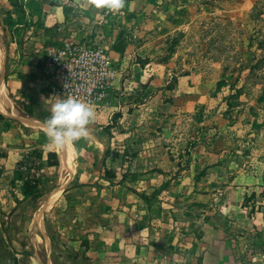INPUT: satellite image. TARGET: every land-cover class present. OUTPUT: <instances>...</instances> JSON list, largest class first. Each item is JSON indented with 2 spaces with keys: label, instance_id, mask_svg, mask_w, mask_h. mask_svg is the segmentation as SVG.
<instances>
[{
  "label": "rangeland",
  "instance_id": "1",
  "mask_svg": "<svg viewBox=\"0 0 264 264\" xmlns=\"http://www.w3.org/2000/svg\"><path fill=\"white\" fill-rule=\"evenodd\" d=\"M44 2L68 3V36L74 40L98 43L108 52L130 44L112 59L111 103L88 126L125 137L119 149L98 154L94 143L81 138L78 146L76 140L75 171L67 174L59 163L37 197L20 205L13 224L19 240L29 228L25 238L42 244L51 237L57 245L65 212L69 226L82 216L113 220L148 210L157 224L160 218L166 224L167 241L174 242L160 264H202V238L210 225L236 228L241 237L232 243L234 256L239 264H258L252 259L264 245L251 246L253 233L264 230V0H125L119 12L96 7L93 0ZM10 10L0 31L7 50L11 36L21 45L38 40L36 53L52 40L59 23L41 29L46 39L34 40V10ZM51 148L57 145L51 142ZM115 150L120 156L113 159ZM61 185L63 192L44 209ZM82 250L54 248L51 255L54 264H73ZM34 251L43 259L49 248Z\"/></svg>",
  "mask_w": 264,
  "mask_h": 264
},
{
  "label": "crops",
  "instance_id": "2",
  "mask_svg": "<svg viewBox=\"0 0 264 264\" xmlns=\"http://www.w3.org/2000/svg\"><path fill=\"white\" fill-rule=\"evenodd\" d=\"M40 2L42 26L36 25L38 30L33 33L38 35L34 37V40L39 39L40 36L46 39L49 35L41 29L51 28L56 23H59L57 24L59 26L63 25L60 22L67 21L63 26L68 28L66 12L68 3L61 5L58 2L46 4L44 0ZM12 8L10 0H0L1 33H4L5 27L3 19ZM57 26L52 29L50 35L52 40L48 38L45 44L40 45L36 50L38 53L34 51L38 40L35 42L30 39L21 45L17 43L14 36H11L9 50L0 41V100H2L0 101V264H54L51 255L54 248L63 249L67 253L68 247L73 248V246L76 249H83L80 255L75 254L73 264H160L158 261H161L162 254H165L174 242L167 241L168 236L164 230L167 229L166 224L161 223V218L157 224L153 218L154 214L148 210H140L134 214V217L124 219L110 220V217L106 215L101 218L102 220L98 217L88 220L87 217L82 216L69 226L68 212H65L67 223L58 229L60 240L57 245L52 244L51 237H47L42 244L25 238L29 228L22 229L21 234L24 237L22 240L18 238V227L13 224L18 218L20 205L28 199L24 198L22 193V179L16 176L18 162L32 150L40 151L43 164L41 170L46 177L48 171L52 169L45 163L46 153L48 151L61 153L59 145L56 144L57 149L51 148V141L46 135L45 128L52 105L56 102L50 92L56 78L53 72L46 68L44 55L45 48L57 42ZM120 45L109 50L112 59H115L114 55L121 54V51L126 52L130 48L129 43ZM9 57L14 60L7 64ZM112 62L115 66L114 60ZM114 83L115 79L112 81V87L105 102L92 108L95 111L94 115L102 113L109 102L111 103ZM88 126L90 125H87L88 133L82 138L90 141V144L94 143L97 154L108 147L119 149L120 139L125 137L123 132H105L100 125L95 126L96 129L101 130L91 132L92 127ZM72 144L76 148V141ZM78 146H81L80 141ZM60 153L57 154L59 163ZM114 154L113 156L111 154V157L116 159L120 156V150H115ZM82 175L85 174H79L78 177L82 178ZM79 181L87 182L88 180L79 179ZM72 214L75 216L78 212L74 211ZM101 214L97 212V216ZM161 217L166 219L165 210L161 211ZM237 232L236 228L228 227V225H210L207 236L202 238V247L206 250L202 264H239L232 248V243L241 237L234 234ZM240 233L244 234L243 231ZM253 236L257 238L255 245L251 247L264 245V230L254 232ZM41 245L45 250L49 248L48 254L46 253L43 259L39 258L34 251ZM252 260L258 261V264H264V252L257 253Z\"/></svg>",
  "mask_w": 264,
  "mask_h": 264
},
{
  "label": "built area",
  "instance_id": "3",
  "mask_svg": "<svg viewBox=\"0 0 264 264\" xmlns=\"http://www.w3.org/2000/svg\"><path fill=\"white\" fill-rule=\"evenodd\" d=\"M57 42L45 48L46 68L55 75L50 88L53 99L74 96L91 108L105 102L110 93L115 69L106 48L98 43H84L68 36V28H56ZM30 153V152H29ZM27 153L17 166L22 180L39 177L38 157Z\"/></svg>",
  "mask_w": 264,
  "mask_h": 264
},
{
  "label": "clouds",
  "instance_id": "4",
  "mask_svg": "<svg viewBox=\"0 0 264 264\" xmlns=\"http://www.w3.org/2000/svg\"><path fill=\"white\" fill-rule=\"evenodd\" d=\"M93 3L112 12L125 7V0H93ZM93 115V109L81 99L74 96L57 99L45 124L46 135L52 143L63 147L66 142H74L87 135V125Z\"/></svg>",
  "mask_w": 264,
  "mask_h": 264
},
{
  "label": "trees",
  "instance_id": "5",
  "mask_svg": "<svg viewBox=\"0 0 264 264\" xmlns=\"http://www.w3.org/2000/svg\"><path fill=\"white\" fill-rule=\"evenodd\" d=\"M10 4L12 5L13 8L16 9H22L23 8H30L32 10H34V14L36 16V21L38 23L39 26H42V22H41V14H42V8H41V2L40 0H10ZM12 16V11H8L5 18L3 19V24L6 25V22L9 21V19H11ZM22 23L23 17L20 16L19 17ZM47 29V28H46ZM29 154H32L34 157H38L41 161H42V153H40V151L38 150H32ZM47 158L45 160V163L47 166H49L50 168L54 169L58 166L59 164V160H58V156L57 153L55 151H48L46 153ZM115 155L114 153H112V156ZM20 161L18 162L19 165ZM17 165V166H18ZM42 163L39 164V169L41 171V174L39 177H36L34 179H26V180H22V193L24 198H34L37 197L41 186L43 184V182H47L48 178L44 177L42 174ZM16 176L19 179H22V176L18 170V168L16 169Z\"/></svg>",
  "mask_w": 264,
  "mask_h": 264
},
{
  "label": "bare ground",
  "instance_id": "6",
  "mask_svg": "<svg viewBox=\"0 0 264 264\" xmlns=\"http://www.w3.org/2000/svg\"><path fill=\"white\" fill-rule=\"evenodd\" d=\"M1 52V51H0ZM1 56V55H0ZM2 67V66H1ZM5 89V88H4ZM3 90V89H1ZM1 92V91H0ZM4 96V94H3ZM2 101V100H0ZM9 101V99H8ZM3 103V102H2ZM1 103V104H2ZM6 103V102H5ZM4 103V104H5ZM12 103V102H11ZM15 104V103H14ZM8 105V104H7ZM5 106H3L4 108ZM5 109V108H4ZM6 111V110H5ZM14 113V112H13ZM16 115V114H15ZM18 115V114H17ZM14 116V115H13ZM28 118V117H27ZM26 120V119H25ZM23 121V120H22ZM32 121V120H31ZM25 122V121H24ZM42 123V122H41ZM25 125V124H24ZM33 125V124H32ZM34 126V125H33ZM45 131V130H44ZM61 149V158H62V165L66 166L69 168L71 174L75 171V163H76V152L72 141L66 142L65 145L63 147L59 146ZM60 153V152H59ZM62 181V180H61ZM66 184V183H65ZM64 186H58L56 187L50 194L49 196L45 199L44 203L42 204V207L45 208H50L55 200L58 198V196L60 195L61 191L63 190ZM41 207V208H42ZM39 212H37L38 214ZM36 219L40 220V214L36 215ZM42 223V222H41ZM43 229V228H42ZM33 233V232H32ZM32 238V237H30Z\"/></svg>",
  "mask_w": 264,
  "mask_h": 264
},
{
  "label": "water",
  "instance_id": "7",
  "mask_svg": "<svg viewBox=\"0 0 264 264\" xmlns=\"http://www.w3.org/2000/svg\"><path fill=\"white\" fill-rule=\"evenodd\" d=\"M60 156H61V153H60ZM60 167H63V169L67 172V174H68V172L70 173L69 168L64 166V165H62V158L61 157H60Z\"/></svg>",
  "mask_w": 264,
  "mask_h": 264
}]
</instances>
